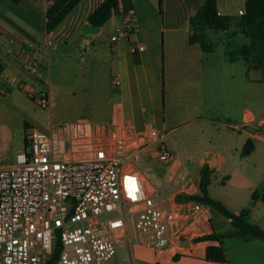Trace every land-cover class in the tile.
Wrapping results in <instances>:
<instances>
[{"label":"built area","instance_id":"obj_1","mask_svg":"<svg viewBox=\"0 0 264 264\" xmlns=\"http://www.w3.org/2000/svg\"><path fill=\"white\" fill-rule=\"evenodd\" d=\"M133 30L129 10L108 37L111 49ZM68 32L69 27L56 38L63 40ZM5 41L4 52L18 62L19 71L3 79L48 116L42 127L23 130L22 145L10 162L0 157V264H46L56 246V264H128L118 256L124 242L174 254L191 250L205 235L199 232L209 219L202 212L206 203L173 201L153 188L149 192L152 167L141 172L136 165L150 159L174 162L166 144L173 130L137 129L121 116L55 121L53 97L39 77L43 63L48 64L50 38L24 36L15 43L0 29V42ZM144 50L142 44L133 47ZM27 77H38L39 84ZM113 83L119 79L113 77ZM6 94L1 85L0 95ZM255 122L264 126V116ZM166 175L176 179L171 169Z\"/></svg>","mask_w":264,"mask_h":264},{"label":"crops","instance_id":"obj_2","mask_svg":"<svg viewBox=\"0 0 264 264\" xmlns=\"http://www.w3.org/2000/svg\"><path fill=\"white\" fill-rule=\"evenodd\" d=\"M53 1L0 0V29L8 39L18 43L24 36L36 39L34 33L37 32L41 39H57L56 35L69 27L64 39L75 34L81 45H87L86 36H100L111 18L116 16L120 22L126 17V13L119 9L99 26L97 32L84 33L82 25L89 24L87 16L102 0H80L47 34L44 31L45 11ZM157 1L131 0L134 30L116 50L111 49L108 41V49L116 59L110 68V86L103 83L101 87L104 99L115 103L103 119L94 121H108L121 116L130 119L137 129L160 125L164 130H173V133L177 127L187 126L190 131L187 145L173 143L169 148L167 141L172 136L166 140L168 149L176 158L174 162L164 164L150 159L165 165L166 171L171 169L176 172V179L184 169L180 184L166 194L167 188L176 179L170 180L166 174L159 176L156 166L150 165L149 192L153 188L158 195L173 201H177L176 195H199V171L203 165H207L212 171L211 180L219 176L224 187L233 186L228 197H219L211 193L210 183L208 195L221 201L235 214L245 209L247 220L264 230V126L255 122L264 116V67L253 68L246 61L238 64L239 60H230L228 67H222L205 60V53L210 51H202L199 43L188 42L189 19L204 0H160L162 16L157 13ZM216 5L220 14L237 17L238 10L244 9V0H216ZM159 34L164 58L165 109L168 107V112L165 110L164 113H159L156 107V74L151 66ZM63 40L58 41H66ZM6 44L7 41L0 42L2 79L6 74L19 71L18 62L4 52ZM137 44L145 46L144 52L133 51ZM113 77L119 79L118 85L113 83ZM27 78L39 84L38 77ZM247 140L253 143V149L249 154L242 155ZM180 154L182 158H178ZM0 157L3 162L12 160L6 154ZM190 166L195 167L194 174L189 173ZM151 173L156 178H150ZM245 191L250 198L249 206L241 198ZM253 191L255 198L251 196ZM213 211L208 204L203 206L202 212L209 219L201 223L199 234L222 233L232 229V226L226 230L215 228L212 224ZM219 214L222 220L230 223L228 218ZM226 239L229 240L228 247ZM208 245H221L225 261L206 260L205 249ZM192 246L191 250L184 248L176 254L137 246L133 249L130 263L264 264V241L258 238L231 236L222 240L205 239L194 242Z\"/></svg>","mask_w":264,"mask_h":264},{"label":"rangeland","instance_id":"obj_3","mask_svg":"<svg viewBox=\"0 0 264 264\" xmlns=\"http://www.w3.org/2000/svg\"><path fill=\"white\" fill-rule=\"evenodd\" d=\"M156 10L158 15L162 16L158 1ZM118 20L116 16L111 18L105 24L104 32L100 36L95 38H92L91 35L86 36L89 42L87 45H81L80 39L75 34H72L67 40L64 39L66 40L65 42L51 39L48 64L43 63L45 65H42L43 67L40 69L41 75L39 77L40 80H43L48 85L53 97L54 106L52 107V116L55 121L66 122L79 118L101 120L111 110L115 101L111 102L108 99H104V92L101 86L103 83H108L110 86V68L112 61L116 58L108 49V36L114 32L119 22ZM39 29L40 26L38 31ZM204 34L208 41L212 43V50L210 53H205L204 55L205 60L215 62L217 65H222V67H228L230 63L225 51L247 43L249 40L234 25L226 31L207 28ZM34 36L36 40L41 39L39 32L34 33ZM160 36L159 34L151 66L154 68L156 74V107L159 113L160 111L164 113L165 110L168 112V107L165 109L163 89L164 58L162 38L160 39ZM165 56L167 58V54ZM243 62L244 60H239L238 64ZM1 85L5 87L7 94L0 95V156L6 154L12 158L16 150L22 145L23 122H26L30 126L40 128L47 121L48 114L28 99L20 89L10 86L7 81L0 77ZM146 106L148 107L149 105L146 104ZM158 120L160 122L159 115ZM159 122L158 124H160ZM157 127L162 129L160 125H157ZM165 130L170 131L169 128ZM188 133L190 131L187 126L177 127L174 133L171 134L172 138L170 137L167 141L168 147H172L173 143L178 146L187 145ZM178 156V158H182L181 154ZM136 165L141 172H144L148 165H153L156 166V171L159 173V176L166 174L165 165L155 160H148L147 164L139 161ZM194 168L190 166L189 173L194 174ZM184 173L185 170L182 169L177 175V179L171 182L167 188L166 194H169L180 184ZM153 177L155 176L151 173L150 178ZM232 188V185L224 187L219 180V176L211 180V193L215 196L228 197ZM241 196L242 201L247 202L246 206H249L250 198L248 192L245 191ZM220 217L219 212L214 210L212 219L213 226L217 229H231L230 223L224 219L222 220ZM225 241L228 247L229 240L226 239ZM135 247L137 245L129 247L126 242L119 244V258L122 261H128L130 263Z\"/></svg>","mask_w":264,"mask_h":264},{"label":"trees","instance_id":"obj_4","mask_svg":"<svg viewBox=\"0 0 264 264\" xmlns=\"http://www.w3.org/2000/svg\"><path fill=\"white\" fill-rule=\"evenodd\" d=\"M80 0H54L45 11L44 31L51 32ZM160 5V0H159ZM121 9L127 13L132 9L131 0H102L99 5L87 16L91 25L102 26L112 14ZM189 43H199L204 52L212 50V43L205 37V29L226 31L233 25L248 37V42L238 47L227 49L229 60H244L253 68L260 69L264 63V0H244V13L237 17L220 14L216 0H204L200 8L189 19ZM28 126L23 122V129ZM253 143L247 140L242 148V155L249 154ZM211 173L207 165L199 171V195H176L177 201L196 200L208 204L229 219L231 230L222 233H209L197 240L216 239L239 236L243 238H258L264 241V230L247 220V211L242 209L238 214L230 211L221 201L208 195V186L211 183ZM251 196L255 198V191ZM59 247L56 246L46 264H56ZM205 259L209 261H225V253L221 245H208L205 249Z\"/></svg>","mask_w":264,"mask_h":264},{"label":"water","instance_id":"obj_5","mask_svg":"<svg viewBox=\"0 0 264 264\" xmlns=\"http://www.w3.org/2000/svg\"><path fill=\"white\" fill-rule=\"evenodd\" d=\"M98 29H99V26H96V25H90V24H87V23L82 25V31L84 33H95V32L98 31ZM184 244L187 245L188 242L184 241Z\"/></svg>","mask_w":264,"mask_h":264}]
</instances>
